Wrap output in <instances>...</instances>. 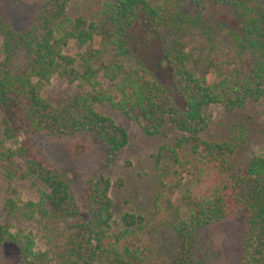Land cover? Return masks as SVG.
I'll return each mask as SVG.
<instances>
[{
	"label": "trees",
	"instance_id": "obj_1",
	"mask_svg": "<svg viewBox=\"0 0 264 264\" xmlns=\"http://www.w3.org/2000/svg\"><path fill=\"white\" fill-rule=\"evenodd\" d=\"M71 1L0 0L3 207L9 219L61 223L64 238L60 250H41L31 231L0 223L3 264H52L54 253L62 264H147L146 250L124 240L156 211L147 217L124 212L117 220L106 172L79 175L80 162L68 147L53 159L36 145L43 136L92 138L105 149L100 165L107 167L128 133L100 107L137 121L147 135L170 131L153 158L155 170L161 176L163 168L179 167L186 184L177 202H154L176 237L168 264H201L195 255L200 233L235 217L242 228L226 264H264V152L235 158L247 141L244 123L221 139L202 135L212 105L229 112L264 105V3L217 0L231 4L235 19L228 23L207 16L205 0H192L194 12L178 0H82L87 11L79 13L70 10ZM217 30H225V49L217 52L227 66L209 79L197 71L189 40L197 34L207 41ZM71 42L82 50L66 53ZM53 76L91 89L56 105L42 95ZM8 141L14 147L3 148ZM26 179L39 186L35 200H23L13 185Z\"/></svg>",
	"mask_w": 264,
	"mask_h": 264
},
{
	"label": "rangeland",
	"instance_id": "obj_2",
	"mask_svg": "<svg viewBox=\"0 0 264 264\" xmlns=\"http://www.w3.org/2000/svg\"><path fill=\"white\" fill-rule=\"evenodd\" d=\"M263 2L264 0H257ZM179 5L186 11L194 12L196 7L192 0H178ZM205 12L210 17L215 19H223L225 22H231L235 19V15L228 2H219L217 0H205ZM74 13L85 11V4L82 0H72L69 6ZM25 21L20 24H25ZM225 30L214 31L211 38L204 41L202 36L195 34L189 40V48H191L193 59L197 71L205 75L207 78H218L216 69L218 66L225 68L227 59L222 57V52L225 49ZM133 40L135 31L132 30ZM2 40L0 37V58ZM78 50L71 42L65 52L75 55ZM104 86L109 85L106 80H102ZM91 89L89 86L80 87L78 83H69L64 78L53 76L46 83L42 90L44 98L50 100L56 105H62L72 95L83 93ZM114 116L115 120L123 125L128 133L127 145L118 153L114 154L109 161L108 166L100 165L103 157L106 154L105 149L94 147L96 140L87 137H69L56 138L43 136L37 140L36 145L47 156L51 158L62 159L61 151L68 147L67 154H72L76 157L79 175H84L87 172H92L95 168H100L106 172L111 181L110 196L113 201L114 217L118 220L124 212L141 213L144 216H150L151 212L154 220H150L143 230L135 235H132L124 240V243L131 247H139L146 250L147 264H168L172 246L175 242V235L167 224L162 221V213L155 208L157 206L164 207L168 201L177 202L181 190L185 187L186 180L180 175V168H166L160 171L161 176L154 166V156L161 144L167 143L171 138L170 131L163 134L147 135L140 123L124 117L122 114L110 110V108L100 107ZM210 114L207 128L202 133L207 139H221L226 137L230 128L237 123H244L247 126V141L237 151L236 159L243 161L253 153L264 152V105L259 103H251L237 111H225L217 105L210 106L208 110ZM13 141L4 143L3 148L14 147ZM85 147V148H84ZM90 148L91 154L84 155L82 149ZM1 149V148H0ZM60 155V157H59ZM83 155V156H81ZM86 156L84 159L83 157ZM13 185L20 193L23 200L37 199L39 196V186L32 180L14 181ZM8 196V182L4 177L3 168L0 164V223L8 222L12 231L22 229L31 231L36 243V248L44 250L49 247L52 251L60 250L64 238L60 235L59 230L61 223H48L44 220H17L9 219L4 210V201ZM242 228L240 217L230 218L223 223H215L207 226L197 239L196 258L201 264H226L229 258H232L237 248L239 240V230ZM3 255H0V264H3ZM52 264L60 263V258L54 253Z\"/></svg>",
	"mask_w": 264,
	"mask_h": 264
}]
</instances>
